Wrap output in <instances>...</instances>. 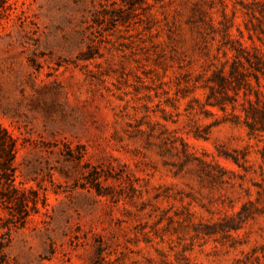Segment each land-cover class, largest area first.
<instances>
[{
	"label": "rangeland",
	"instance_id": "obj_1",
	"mask_svg": "<svg viewBox=\"0 0 264 264\" xmlns=\"http://www.w3.org/2000/svg\"><path fill=\"white\" fill-rule=\"evenodd\" d=\"M260 57L264 0H0V122L37 199L0 264H264Z\"/></svg>",
	"mask_w": 264,
	"mask_h": 264
},
{
	"label": "trees",
	"instance_id": "obj_2",
	"mask_svg": "<svg viewBox=\"0 0 264 264\" xmlns=\"http://www.w3.org/2000/svg\"><path fill=\"white\" fill-rule=\"evenodd\" d=\"M260 65L258 70L264 74V58H259ZM250 132L264 131V102L261 106L251 104L250 109L246 110V118L244 120ZM264 155V152H263ZM15 140L4 128L0 122V167L4 170L6 184L0 181V198L6 201V207L9 209L8 215L0 213V252L5 246L4 239H7L11 229L21 224L29 215L30 209H37V199L29 198L24 190H20L14 183L15 181ZM10 169V173H8ZM36 196L37 193L34 192ZM29 201L33 205L29 206ZM9 203V204H7Z\"/></svg>",
	"mask_w": 264,
	"mask_h": 264
}]
</instances>
